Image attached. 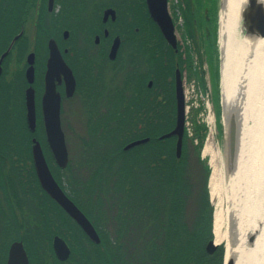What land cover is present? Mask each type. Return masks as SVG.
Returning <instances> with one entry per match:
<instances>
[{
	"label": "rangeland",
	"instance_id": "rangeland-1",
	"mask_svg": "<svg viewBox=\"0 0 264 264\" xmlns=\"http://www.w3.org/2000/svg\"><path fill=\"white\" fill-rule=\"evenodd\" d=\"M170 3V11L172 18L174 19V32L177 43L181 44V50L183 49V51L186 50V47L190 49L194 69L198 70L200 58L196 50V43H200V39H198L197 31L195 32L194 42H192V40L187 37V34L184 30V18L182 15V8L185 7L184 2L180 0H170ZM216 3V23H218L221 2L220 0H217ZM0 24H2L1 19ZM42 27L46 28V31L38 32V42L40 43L38 44L39 52L45 48L47 39L50 36V30L54 34H56L58 31L55 24ZM11 29L12 31L14 30L13 27H11ZM35 29L36 27H27V32L31 38L35 32ZM241 29L243 30L242 34L245 35L242 23ZM5 30L6 29L0 28V39L3 38L2 35L6 32ZM87 39L91 45V38L90 40L89 37ZM215 39L217 41V43L215 41V45L219 54L220 51L218 46L217 30ZM30 42L32 43L31 40ZM3 45V43H0V49L3 47ZM71 45L72 47L70 48V51H72L73 54L70 55V60L76 61V57L84 58V56H81L82 51L79 49V43H76V45L73 43ZM101 53L102 50L98 53V50L93 47L92 55L88 56L89 58H85L84 71H81L82 68L76 69L78 70L77 91L72 98L65 100L60 108L61 127L64 132L65 144L68 153L67 165L64 168L58 169L54 167L51 160L52 158L46 148L42 125L39 117L37 118L36 129L34 132H32V136H34V138H36V140H38V142L41 144L49 169L58 185L64 192L67 193L65 194L72 197L85 212L90 214L91 217H94L93 219L95 221L96 227L102 233L103 242L105 244L109 241H111V244L113 245L117 244V246H113L112 248L110 246L109 253L111 257L114 258V260H124L127 264H146L147 254L144 250L146 246L141 243L140 239L141 234L147 229L149 220L152 218V210H149V202H146L145 204L139 202L142 206L140 204H130L129 201L124 202L123 198L118 195L119 191L115 188L116 184L114 182L120 178H123V176H121V169L125 167L132 168V163H123L126 161V158H130V154H122L119 152V144L121 138L126 136L130 131L132 132L133 128L130 121L129 123H125L124 121L121 123L120 121V124L116 121V113L112 110L113 106L111 105V107L109 103V100L115 97L114 95L116 93L119 96V91H121L120 93L124 95L135 94L136 92L131 86L133 85V82L125 84V73L127 71L126 66H128V64L125 63L126 58L122 57L120 59L118 52V57L113 61H109L106 57L100 55ZM45 55L46 52L44 51L43 56ZM43 56L41 61H44ZM201 59L202 63L200 62L199 68L201 72H204L203 76L206 82L204 86L201 85L194 73H189L187 69H180L183 76V89L185 96V127L187 129L188 135L192 136V117H194L198 123H203L206 126V133L199 150V156L204 164L208 167L205 184L212 217V235L214 213L215 210L219 208L218 204L220 202L221 220L223 221L221 230L224 236L221 238L218 246H223L224 255L225 251H228V243L230 242L231 238V221H235L236 235L234 238H236V241L238 244H240L241 235L243 233L242 229L246 228L247 223L252 220V216L254 215L256 209L254 199L257 198V192L253 186H250L249 190L246 189V180L248 177L247 170L242 173L239 180L238 177L233 181L232 178H230L231 172H229L226 167L225 140L223 136H219L218 129L216 128V114L212 100V88L210 86L209 73L207 69L208 64L203 57ZM141 63L139 62V64ZM39 78L40 77L38 76V79ZM148 79L150 78H147L144 83L145 85L143 88V95L148 96L150 93L153 99V97L157 96V90L153 89L152 79L151 86L149 87L147 85ZM89 80H92V83L89 84L90 86L92 85L91 89L89 88L91 90L90 93L86 92L85 90L87 86H89L86 85ZM218 86L220 91V73H218ZM148 89H150V91H148ZM38 97L39 96L37 95V112L39 111ZM16 98L11 103V106L16 109V115L14 117L12 114L10 123L8 122V127L11 129V132L14 133V148H22L24 147V133L27 135L28 133L26 130L28 131V129L26 122H24L23 119V111L21 110V112H18L19 103L16 101ZM114 105H116V103H114ZM19 114H21V122H18ZM15 118L17 123H15ZM221 119L222 117L220 113V120ZM115 126L119 128L117 130H112L115 128ZM23 127H25L26 130H23ZM244 127L247 128L248 134H246V136L244 135V138L241 140L240 136H242V128H240L238 153L240 152L241 145L244 143V140L246 142V146L250 148L253 141L252 139L257 130V128H255V121L253 118L247 120V125ZM142 137H134L131 140L125 142L122 145V149L126 143ZM206 145L212 149L218 164L222 168L220 188L218 191H215V193H212L210 188V176L212 170L210 166L211 153L210 151L204 153V148ZM112 155L114 158L111 157ZM111 160L113 161L111 162ZM138 163L142 165L141 161H138ZM126 164L127 166H125ZM144 170H146V168H144ZM98 171H100V173H98L100 174L99 177L98 175L96 176ZM20 172L22 174V170ZM34 175L35 174L31 172L29 177L26 174L25 178H30L32 184V180L35 178ZM132 180H135L134 177H132ZM85 181H89L88 183L92 182L91 186H94L93 189L87 190L91 193L90 195L86 194L82 189V184ZM140 181L145 182L146 178L141 175ZM149 185V183H146L145 187L140 188L139 192L141 194L139 195H142L146 201L151 200L153 203L156 202L155 198L157 195L155 192L157 189L155 191V188ZM31 187L32 190L30 191V196H36V190H34L32 185ZM3 190L5 191L4 188ZM194 191L197 193V188H194ZM162 196L165 197L164 195ZM138 200H142L141 197H139ZM262 202V207L260 206L261 214L258 213L259 216H255L256 218L259 217L257 229L255 230L256 236L260 235L259 229L264 223V196L262 198ZM44 204L46 205L44 207L45 211H52L50 206H47L45 202ZM188 204L189 202H187V207H189ZM140 208L141 210H139ZM189 209H192V206L189 207ZM120 215L121 217L117 218ZM155 218L158 221H162L165 217L163 214H155ZM68 237L70 240L71 236L69 234ZM212 239H214V236H212ZM253 246L254 244L244 245V247L250 248ZM238 248L239 247L236 246V249L233 251L235 253L236 259L239 251ZM93 251L94 256H99L98 254L102 252V249H94ZM120 253L123 256L119 259ZM144 256H146V258Z\"/></svg>",
	"mask_w": 264,
	"mask_h": 264
},
{
	"label": "trees",
	"instance_id": "trees-1",
	"mask_svg": "<svg viewBox=\"0 0 264 264\" xmlns=\"http://www.w3.org/2000/svg\"><path fill=\"white\" fill-rule=\"evenodd\" d=\"M181 1L185 4V7L182 8L185 33L194 42L195 32L197 31L198 39H200V43H196V50L200 58L198 70L194 69L190 49L186 47L185 51L181 50V44H178L177 51L171 48L149 17L147 19L150 21L144 20L145 23L140 26L138 34L133 31L132 26L125 27L126 30L128 29L127 33L129 35L136 36L131 41L125 42L119 56L120 59L125 57V63L128 64L126 66L125 84L133 82L131 86L136 93L124 95L119 91L118 96L115 92L116 94H113L115 97L111 98L109 103L110 106H113L112 110L116 113V121L119 124L120 121L121 123H123L122 121L125 123L130 121L132 124V132L130 131L121 138L119 144V152L130 154V158H126L123 163H132V168H122L121 176L123 178L116 179L117 181L114 183L119 193L117 190L116 192L123 198L124 202L129 201L130 204L149 202L148 206L149 210H152V218L149 220L147 229L141 234L140 239L141 243L146 246L144 249L147 254L146 264H222L223 246H219L213 253H208L204 248L206 242L213 236L211 232L212 217L205 184L208 167L199 156V150L206 133L205 124L198 123L192 117V136L188 135L185 127L182 152L178 158L174 153L175 137L158 138L159 134L172 129L175 123L173 73L176 64L181 70L187 69L189 73H194L201 85L204 86L206 84L203 76L204 72H201L199 68L202 57L208 64L207 69L212 88L216 126L219 136L222 134L218 86V52L215 45L217 0H195V4L191 0L190 4L186 0ZM0 28L6 29L2 37H7L6 34L11 28L9 24L3 23ZM40 31H46V28L41 26L35 29L34 38L37 42L34 43L37 46L40 44L38 42V32ZM49 35L55 34L49 32ZM139 62L143 63L139 64ZM147 78L153 80V89L157 90V96L153 99L150 93L148 96L143 95L144 83ZM11 81L15 85L19 84V87L22 86V83L23 86L26 83L25 81L21 83L16 73ZM91 81L89 80L86 85L91 84ZM3 84H9V81L2 79L1 86ZM91 87L92 85L87 86L86 92L90 93ZM15 112L16 109L13 108L11 115L13 114L14 117ZM18 112H20V108H18ZM18 122H21V120L18 119ZM15 123H17L16 118ZM118 128L115 126L112 130ZM8 130L11 131L9 127ZM23 130H26V128L23 127ZM26 132L30 134L27 130ZM142 136H149V141L128 150L122 149L125 142L134 137ZM111 157L114 158L113 155ZM138 161H141L142 165ZM53 165L56 169L59 168L54 162ZM98 173L100 171L96 174L99 177L100 174ZM141 175L146 178L145 182L140 181ZM132 177L135 180H132ZM88 182L85 181L82 184V189L90 195L91 193L87 190L93 189L94 186H91L92 182ZM146 183L155 188V191L157 189L155 192L157 195L156 202L146 201L142 195H139L141 194L139 192L140 188L145 187ZM194 188H197V193ZM139 197L142 200H138ZM46 199L47 206H49L48 202L51 199L47 194ZM187 202H189V207L192 206V209L187 207ZM155 214H163L165 218L158 221ZM120 217L121 215L117 218ZM66 225L69 226V224ZM122 256L120 253L119 259ZM144 257L146 258V256Z\"/></svg>",
	"mask_w": 264,
	"mask_h": 264
},
{
	"label": "flooded vegetation",
	"instance_id": "flooded-vegetation-1",
	"mask_svg": "<svg viewBox=\"0 0 264 264\" xmlns=\"http://www.w3.org/2000/svg\"><path fill=\"white\" fill-rule=\"evenodd\" d=\"M186 1L190 4V0ZM191 1L195 4V0ZM166 5L174 23L170 0H166ZM148 17L158 28L148 13L146 0H0L1 22L14 28L13 31L11 28L8 30L7 37L0 39V43L4 44L0 55L12 43L1 62L0 71V264H127L124 260H114L111 257L110 246L112 248L117 244L113 245L111 241L106 244L103 242V235L96 227L94 217L85 212L69 195L92 224L97 234L94 238L97 239L89 237L52 199L48 202L52 211H45L46 193L38 179L33 178L31 184V179L25 178L26 174L29 177L31 172L35 171L31 154L34 136L30 135V131L28 136L24 133V147L14 148V133L8 130L7 123L12 117L11 103L16 97L20 112L23 111L24 122L26 121L25 90L30 86L26 79V70L29 67L28 61L32 59L34 79L31 85L34 89L35 117L36 122L38 117L42 120L41 109L38 112L36 110V98L38 95L40 107L46 61L49 56L47 42L50 38L55 40L75 80L70 95H66L63 78L56 84L62 106L65 100L72 98L76 93V69L82 68L81 71H84L85 58L92 55L93 47L98 53L102 50L100 55L113 61L122 47L124 48L125 42L136 36L129 35L125 27L132 26L133 31L138 34L140 26L145 23L144 20L150 21ZM52 24H55L58 31L55 36L48 37L45 48L39 52L34 43L37 42L34 38L35 32L31 38L27 27L38 28ZM88 37L89 40L91 38V45ZM116 38L119 42L118 49L115 57L110 58L109 52ZM73 43H79L81 56L84 58L76 57V61L70 60V55L73 54L70 48ZM42 56L44 61H41ZM15 73L21 83L26 82L24 86L23 83L21 87L12 83ZM2 79L9 81V84L1 86ZM151 83L152 80L148 79L149 87ZM18 117L20 119L21 114ZM31 185L36 190V196H30ZM66 224H69L70 228ZM58 239H62L69 249L66 257H59L55 250L54 242ZM94 249H102L99 256L93 255Z\"/></svg>",
	"mask_w": 264,
	"mask_h": 264
},
{
	"label": "water",
	"instance_id": "water-1",
	"mask_svg": "<svg viewBox=\"0 0 264 264\" xmlns=\"http://www.w3.org/2000/svg\"><path fill=\"white\" fill-rule=\"evenodd\" d=\"M221 2V0H220ZM147 10L152 20L158 26L167 43L176 49V36L174 34V25L168 14L166 0H146ZM261 2L257 0H247L241 12L242 26L244 33L248 37H263L264 36V9ZM12 44V43H11ZM11 44L0 55V71L1 62L11 47ZM118 39L113 41L109 57L114 58L118 49ZM49 56L46 61V70L44 73V89L41 95V119L45 142L54 162L61 168H64L68 162V153L65 144L64 132L61 127L60 119V93L56 90V84L60 83L61 79L65 80L66 95L72 93L74 87V77L70 67L66 64L53 38L48 40ZM220 51V48H219ZM33 59L28 61L29 67L26 70V79L31 84L34 79V69L32 65ZM221 64L222 56L219 52V73L221 82ZM174 91H175V123L171 130L159 136L160 139L175 136L174 153L178 158L182 149V137L185 125V103L182 90V77L179 68L174 70ZM220 92V113H221V128L222 136L225 140V158L226 167L229 172H233L237 165L238 157V142H239V117L235 107L231 106L224 113L222 95ZM25 118L26 124L30 131H34L36 127L35 117V102L34 90L32 86H28L25 90ZM148 141V137L139 138L126 143L123 146L124 150L134 146L143 144ZM32 161L34 164L35 173L41 187L62 209L74 219L84 232L91 238L97 237L96 231L87 217L75 205V203L64 193L56 180L54 179L47 161L44 157L40 143L36 138H32L31 147ZM236 224L231 221L230 225V242L228 243V251H225L223 264H235V253L233 252L238 245L236 241ZM256 238V233L252 232L247 236V244H253ZM97 239V238H94ZM55 250L59 257H66L69 249L62 239L55 240ZM218 245L213 239H210L205 244V250L212 253Z\"/></svg>",
	"mask_w": 264,
	"mask_h": 264
},
{
	"label": "bare ground",
	"instance_id": "bare-ground-1",
	"mask_svg": "<svg viewBox=\"0 0 264 264\" xmlns=\"http://www.w3.org/2000/svg\"><path fill=\"white\" fill-rule=\"evenodd\" d=\"M257 1L261 2L264 7V0ZM246 3L247 0H221L219 22L216 27L218 46L222 56L220 90L224 113L226 114L231 106L237 110L240 128H242L241 140L244 135L248 134L244 126L250 118H253L255 128L258 130L254 134L250 148L246 146L245 140L242 143L236 168L230 175L232 181L237 177L239 180L242 173L247 170L246 189L249 190L250 186H253L257 192V198L254 199L256 209L254 215L252 214L254 218L252 216L246 228L242 229L235 264H264V223L259 229L260 235L255 238L254 246L244 247L247 245L248 234L257 229L259 217L255 216L258 213L261 214L260 206L262 207L264 196V36L248 37L242 34L241 12ZM208 151L211 153L210 166L212 169L210 188L211 192L215 193L220 188L222 168L212 149L206 145L204 153ZM218 207L213 220V241L216 245L224 236L221 230L223 221L221 220L220 202Z\"/></svg>",
	"mask_w": 264,
	"mask_h": 264
}]
</instances>
